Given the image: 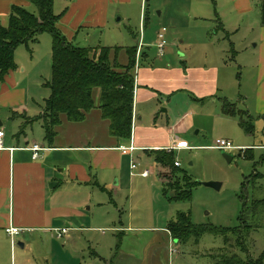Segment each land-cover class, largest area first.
<instances>
[{"label": "rangeland", "instance_id": "rangeland-1", "mask_svg": "<svg viewBox=\"0 0 264 264\" xmlns=\"http://www.w3.org/2000/svg\"><path fill=\"white\" fill-rule=\"evenodd\" d=\"M73 1L53 0V11L60 16L57 27L64 23L67 8ZM212 1L194 0V4H205L207 13L196 11L194 6L191 13H202L204 18L177 28L170 26L169 20L184 12L185 7L175 6L176 12L173 13V3L168 0H143L142 23V0H132L127 5L114 4L108 25L103 28L86 27L87 31L80 29L76 33L73 31L72 36L68 35L69 41L81 47L134 46L145 38L142 44L145 58L154 61L163 56L159 57L156 47L149 42L154 41L161 27H165V52L168 50L171 58L201 67L217 65L223 75L220 79L223 77L224 82L228 78L231 90L203 100L190 93L191 98L186 97L187 101L180 99L171 112V115H182L189 110L192 115L195 114L192 116L195 126L184 138L185 144L193 147L175 152V160L179 162L177 173L171 174L166 168L164 175H159L158 166L150 153L133 152L136 169L130 175L126 160H123L122 168L115 176L120 181L119 188L113 187L114 190H108V193L99 190L96 185L89 187L91 201L82 208L86 217L71 226L79 228L70 229L68 240L67 236L61 239L51 237L53 241L49 244L39 237L31 241L32 250L16 245L13 248L14 264H215L220 263L225 254H237L244 260L261 256L264 251V211L246 219L244 224L240 223L245 202L250 207L254 200L264 198V148L255 149L252 146L264 145V117L255 113L257 67L259 58L264 55L261 0H250L252 9L246 14L236 13L232 0H215L216 16ZM25 2V9L37 13L32 3ZM159 11H162V16L158 15ZM224 21L225 30L221 26ZM37 39L38 42L29 47L18 46L14 58L23 61L28 71L30 68L38 72L42 69L39 72L43 75L40 83L32 82L33 89L39 91L40 88H47L42 82L51 78L52 40L48 33L39 34ZM172 40L177 43L171 45ZM180 40L184 42L180 43ZM120 51L113 58L111 50L109 61L125 66L129 58L125 50V58ZM140 60L143 61L142 58ZM136 61L135 57L134 67ZM226 95L237 110L233 115L224 112ZM240 119L246 121L251 134L239 125ZM92 121L89 120V125ZM37 125H33V129L28 126L26 131L28 137L35 141H39L38 129H35ZM216 139H227L235 146L250 145L249 148L254 149L245 151L244 155L246 146L242 151H225L232 156L227 161L221 154L222 150L207 148ZM142 169L150 170L149 175L140 176L138 172ZM160 177L171 183L167 185L166 192ZM208 181L220 182L221 186L216 190L203 185ZM173 183L175 186H172ZM185 189L189 190V198L179 193ZM179 214L189 216L190 223L194 225L190 226L192 231H198L197 225L229 229L239 228L241 224L243 228L228 231L226 240L222 234L210 231L190 232L185 238L177 240L166 231V227ZM4 238L8 249L1 247L0 251L3 261L9 262L10 241L7 235ZM19 239H23L22 234L15 238L17 242ZM0 246H3V241H0Z\"/></svg>", "mask_w": 264, "mask_h": 264}, {"label": "crops", "instance_id": "crops-1", "mask_svg": "<svg viewBox=\"0 0 264 264\" xmlns=\"http://www.w3.org/2000/svg\"><path fill=\"white\" fill-rule=\"evenodd\" d=\"M25 1L0 0V25L7 24L11 4L24 6ZM168 1L173 3V13L176 12L175 6L185 7L184 12L181 11L169 20L170 26L175 28L197 18H204L202 13H191L193 6L196 11L207 13L205 4H194V0ZM130 3L132 0H74L67 8L64 23L58 25V28L66 38L69 34L72 36L73 31L76 33L80 29L87 31V28L92 26L103 28L110 22L114 4ZM212 4L216 16L218 15L216 1L213 0ZM232 4L238 14H246L252 9L250 0H232ZM143 7L142 0L141 23ZM158 15L162 16V11H159ZM221 26L222 29H226L225 21L221 22ZM261 31L264 35L263 26ZM153 40L155 41V38ZM154 41L149 43L154 45ZM140 42L144 44L145 38ZM175 42L176 40H172L171 45ZM183 42L180 40V43ZM139 43L134 45L137 49ZM99 46L103 45L90 48ZM117 47L122 48L120 55L124 57L126 55L123 48L130 45ZM140 52L145 53L142 45L139 48V56ZM139 56H136V65L132 70L134 78L132 125L128 140H122L114 135L109 121L102 117L98 107L88 111L84 120L80 122H71L66 120L64 114H60V122L54 126L53 137L50 140L45 139L42 115L45 99L50 95V88L46 83L51 78L42 82L48 91L47 88L34 90L32 82L35 80L40 83L43 75L39 72L42 69L40 68L38 72L35 68H30L28 71L23 61L19 62L14 58L16 67L9 70L0 80V130L4 132L3 148L0 149V235L3 237L0 240L3 241L0 249L1 247L8 249L4 237L7 235L5 227L9 224L22 229L23 239H19L17 245L21 249L27 246L28 250H32L31 241L39 237L49 244L53 237L58 239L53 228L78 229V226H71L86 217L82 208L91 201L89 187L96 185L99 190L106 192L114 190L113 187L119 188L120 181L115 179V176L122 168L123 160H126L130 175L134 174V169L131 168V164L135 163L133 152L150 153L156 149L177 152L193 147L192 145H187L188 148L176 147L178 143L186 142L185 136L195 126L192 117L195 114L192 115L193 112L189 110L182 115H171L180 99L187 101L186 97L191 98L192 93L203 100L219 92L225 94L231 90L229 79L225 77L224 82L223 77L220 79L222 74L215 64L201 67L188 65L184 61L181 63L171 58L168 50L163 58L154 61L145 58L146 54L143 55V61ZM256 80L255 113L259 117H264V55L259 58ZM224 100L228 101L227 95ZM94 102L96 106L99 103L98 90L94 92ZM90 119L93 120L91 125ZM35 124H38L35 129H38L36 134L39 141L30 139L26 132L28 126L33 129ZM246 133L251 134L252 131ZM33 144L44 148L38 152L36 158L32 157L31 150L24 149ZM119 146H133L135 149L123 154L118 149ZM236 146L240 147L238 150L246 146L243 155L245 151L254 149L249 148L250 145ZM252 146L255 149L264 148L262 144ZM143 170L145 169L138 174L140 175ZM163 170L161 166L158 167L159 174L164 172ZM160 180L163 183L162 179ZM66 238L68 240L70 236ZM9 257V262L3 261L0 251V264H14L11 245Z\"/></svg>", "mask_w": 264, "mask_h": 264}, {"label": "trees", "instance_id": "trees-1", "mask_svg": "<svg viewBox=\"0 0 264 264\" xmlns=\"http://www.w3.org/2000/svg\"><path fill=\"white\" fill-rule=\"evenodd\" d=\"M26 1L36 7L37 13L29 12L23 6L13 4L10 7L7 24L0 25V80L9 70L16 67L14 54L18 46L29 47L30 44L37 41L39 34L48 33L52 40V74L51 80L46 83L50 88V95L45 99L42 115L45 139L50 140L53 137L54 126L60 122V114H64L71 122H80L84 120L88 111L98 107L102 117L109 121L110 129L114 135L122 140H128L131 135L134 89V78L130 71L135 64L137 47L123 48L129 58L127 65L122 66L114 61L111 63L109 61L110 51L113 50V58H116L115 54L122 49L121 47L90 48L75 45L57 27L60 16L53 11V0ZM260 21L261 26L264 27V0H261L260 3ZM97 50H99L98 56H96ZM144 54L140 52L139 58L143 59ZM96 89L99 95L97 106L94 102ZM223 108L226 114L236 113L235 107L228 101H224ZM240 126L246 132H251L246 121L242 119H240ZM175 152L165 149L150 151L157 166L164 168V172H160L161 175L167 171L166 168L170 169L171 174L177 173ZM160 178L162 179V177ZM162 181L164 183L163 191L166 192L167 185L171 183L165 182L164 179ZM174 183L172 186H175ZM179 193L185 198L190 197L187 189L180 190ZM251 204L250 207L246 205V202L243 205L240 223L244 224L246 219L254 218L262 210L264 211V198L254 200ZM191 225L193 224L190 223L188 215L179 214L175 220L168 222L166 230L177 240L185 238L190 232L199 234L205 231L222 234L226 240L228 231H239L241 227L243 228L241 224L239 228L229 229L197 225L198 232L197 230L192 231ZM215 264H264V251L257 259L247 257L245 260L237 254L231 256L225 254L221 262Z\"/></svg>", "mask_w": 264, "mask_h": 264}, {"label": "built area", "instance_id": "built-area-1", "mask_svg": "<svg viewBox=\"0 0 264 264\" xmlns=\"http://www.w3.org/2000/svg\"><path fill=\"white\" fill-rule=\"evenodd\" d=\"M166 28L161 27L157 32H156V38L154 41V46L156 47L157 50V55L159 57H162L165 52L166 48ZM142 42L139 43L138 47L141 48ZM139 48L137 49L136 56L138 57L139 55ZM4 132L0 130V149L3 148V138ZM176 147L179 148H188V146L185 143H178ZM210 149H217V150H222V151H229L233 149H240L239 146L233 145L229 140L227 139H216L214 143L211 146H208ZM24 149H28L32 151V157L36 158L38 156V152L43 150L44 148L38 146L37 144H33L30 147H24ZM118 149L123 153H130L132 152L135 148L133 146H119ZM176 166H179V162H175ZM132 170L136 168L135 163L133 162L131 164ZM150 171L148 169L143 170L140 175L142 177L148 176ZM53 230L56 233V237L58 239L63 238L64 236H68V232L70 231V228L68 227H59V228H53ZM5 232L7 236L9 237L10 245L11 248L13 249L17 245V241L15 240L16 236L20 235L22 233V229L19 227H15L11 224L5 227Z\"/></svg>", "mask_w": 264, "mask_h": 264}, {"label": "water", "instance_id": "water-1", "mask_svg": "<svg viewBox=\"0 0 264 264\" xmlns=\"http://www.w3.org/2000/svg\"><path fill=\"white\" fill-rule=\"evenodd\" d=\"M221 154L224 158H226L227 161H230L232 158V156L225 151H222ZM203 185L218 190L221 186V183L217 181H208V182H203ZM20 246H22V244Z\"/></svg>", "mask_w": 264, "mask_h": 264}]
</instances>
